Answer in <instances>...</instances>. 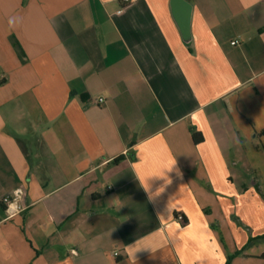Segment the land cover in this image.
<instances>
[{
  "label": "crops",
  "instance_id": "1",
  "mask_svg": "<svg viewBox=\"0 0 264 264\" xmlns=\"http://www.w3.org/2000/svg\"><path fill=\"white\" fill-rule=\"evenodd\" d=\"M170 1L0 0V264H264V0Z\"/></svg>",
  "mask_w": 264,
  "mask_h": 264
},
{
  "label": "clouds",
  "instance_id": "2",
  "mask_svg": "<svg viewBox=\"0 0 264 264\" xmlns=\"http://www.w3.org/2000/svg\"><path fill=\"white\" fill-rule=\"evenodd\" d=\"M172 173H175L176 176L178 177H182V172L177 166L176 159L168 160L166 163L162 165V167L158 171L151 173L147 178L141 177L140 178L141 187L148 193L150 198L157 197L165 191V188L168 185L172 183V178L170 175ZM156 181H159L161 183L159 184L158 187L155 188V191H153L152 190L153 184ZM144 249H150V248H144Z\"/></svg>",
  "mask_w": 264,
  "mask_h": 264
},
{
  "label": "built area",
  "instance_id": "3",
  "mask_svg": "<svg viewBox=\"0 0 264 264\" xmlns=\"http://www.w3.org/2000/svg\"><path fill=\"white\" fill-rule=\"evenodd\" d=\"M124 2H128V0H123ZM237 41L230 42V45H236ZM103 98H98L95 100L96 104L103 103ZM23 197V190L21 188H17L16 190L12 191L10 194H6L1 197L0 203L3 206L4 213L6 215V219H10L15 215L19 214L23 208L21 206V200ZM181 220V217H178Z\"/></svg>",
  "mask_w": 264,
  "mask_h": 264
},
{
  "label": "water",
  "instance_id": "4",
  "mask_svg": "<svg viewBox=\"0 0 264 264\" xmlns=\"http://www.w3.org/2000/svg\"><path fill=\"white\" fill-rule=\"evenodd\" d=\"M180 4H186L184 0H171L170 6L174 14L177 13ZM187 18V17H186ZM179 29L181 31L184 40L188 38V19L179 18L178 19Z\"/></svg>",
  "mask_w": 264,
  "mask_h": 264
},
{
  "label": "trees",
  "instance_id": "5",
  "mask_svg": "<svg viewBox=\"0 0 264 264\" xmlns=\"http://www.w3.org/2000/svg\"><path fill=\"white\" fill-rule=\"evenodd\" d=\"M192 139H193V142L194 143H199L202 139H201V137L198 135V134H193L192 135Z\"/></svg>",
  "mask_w": 264,
  "mask_h": 264
},
{
  "label": "rangeland",
  "instance_id": "6",
  "mask_svg": "<svg viewBox=\"0 0 264 264\" xmlns=\"http://www.w3.org/2000/svg\"><path fill=\"white\" fill-rule=\"evenodd\" d=\"M247 234H248V233H247ZM248 235H249V234H248ZM249 239H250V237H249ZM249 239H248V240H249Z\"/></svg>",
  "mask_w": 264,
  "mask_h": 264
}]
</instances>
